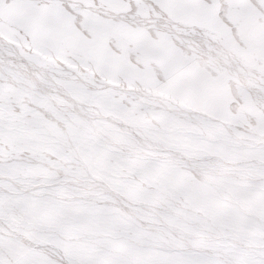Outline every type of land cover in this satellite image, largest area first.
Returning a JSON list of instances; mask_svg holds the SVG:
<instances>
[{
    "label": "snow or ice",
    "instance_id": "snow-or-ice-1",
    "mask_svg": "<svg viewBox=\"0 0 264 264\" xmlns=\"http://www.w3.org/2000/svg\"><path fill=\"white\" fill-rule=\"evenodd\" d=\"M0 264H264V0H0Z\"/></svg>",
    "mask_w": 264,
    "mask_h": 264
}]
</instances>
